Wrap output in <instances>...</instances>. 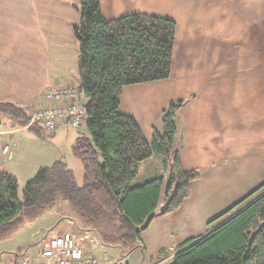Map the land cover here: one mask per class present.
I'll list each match as a JSON object with an SVG mask.
<instances>
[{
  "label": "crops",
  "instance_id": "1",
  "mask_svg": "<svg viewBox=\"0 0 264 264\" xmlns=\"http://www.w3.org/2000/svg\"><path fill=\"white\" fill-rule=\"evenodd\" d=\"M80 1L0 0V102L29 114L46 106L48 89L80 86L73 30L81 21ZM101 8L106 20L144 13L177 24L171 77L127 87L120 99V112L136 119L149 142L154 128L161 130L163 111L184 102L175 147L183 168L198 171L200 178L183 206L157 216L135 249L144 255L142 264H171L178 247L227 222L258 195L210 225L264 184V0H101ZM68 127L49 135L73 140ZM39 130L0 117L1 171L16 177L21 167L37 164L39 170L63 161L42 165V156L26 158L28 142L45 133ZM5 146L14 151L11 161L2 155ZM17 161L22 166H12ZM160 166L169 171L161 157L142 163L136 183L166 178Z\"/></svg>",
  "mask_w": 264,
  "mask_h": 264
},
{
  "label": "trees",
  "instance_id": "2",
  "mask_svg": "<svg viewBox=\"0 0 264 264\" xmlns=\"http://www.w3.org/2000/svg\"><path fill=\"white\" fill-rule=\"evenodd\" d=\"M76 8L81 14L80 23L73 26L79 44L78 91L88 105L84 123L88 135L76 140L73 151L84 167V185L76 182L65 162L58 161L40 168L20 199L18 179L0 170V240L24 220L65 204L61 217L79 220L81 231L93 233L104 247L118 248L126 257L139 247L141 235L157 216L183 206L200 178L198 171L183 168L175 148L183 101L172 102L163 111L161 130L154 128L150 142L136 119L120 112L125 88L171 77L177 24L144 13L106 20L101 0H81ZM0 117L21 127L30 119L10 102H0ZM30 129L36 132L37 127ZM153 157L163 158L170 176L136 183L139 166ZM165 190L167 204L157 214ZM255 195L227 222L178 247L171 264H264V184L210 225Z\"/></svg>",
  "mask_w": 264,
  "mask_h": 264
},
{
  "label": "rangeland",
  "instance_id": "3",
  "mask_svg": "<svg viewBox=\"0 0 264 264\" xmlns=\"http://www.w3.org/2000/svg\"><path fill=\"white\" fill-rule=\"evenodd\" d=\"M68 128V132L71 135L73 134L75 138L78 136L88 135L86 125H83L78 130L72 129L71 127ZM31 140L32 142H28V146L31 147V152L28 150V156H26V158H34L35 160H38L40 159V156H42L44 161L39 162L43 163L42 165H51L56 160L63 159V161L68 164L69 169L74 172L76 182L81 186L84 185V167L81 160L74 154L72 137H70L69 140L67 138L65 139V137L64 139H56L54 136L51 137L49 134L43 133L42 138ZM6 147L7 146L3 147L2 155L7 160L11 161L14 158V151L12 158L9 159L3 153ZM175 148L177 150V146ZM47 154L55 155L51 157ZM172 161L173 155L170 162L172 163ZM151 164L152 168L158 165V163L155 161ZM36 165L37 164H35L32 168L21 167L17 170V172H15L19 182L20 199L23 198V191L27 182L33 179L37 174L38 170L35 169ZM12 166L20 167L22 164L17 161L16 164L14 163ZM160 167L161 168L157 167V169L161 171L162 175L168 178L170 176V172H164L163 166ZM166 204L165 190L163 192L158 211L163 210ZM63 207H65V204H57L55 207L48 209L42 216L36 219L24 220L11 232L7 238L0 240V264H11V261L16 254L28 252L32 255H35L32 251L35 247H41L44 243H47L54 234L61 235L65 232H72L77 238H80V240L85 242V244L89 246L90 252L95 254L97 259L104 264H126V262H128V264H142L144 255L141 250L135 251L134 249L131 251V253L126 252L125 254L128 255L129 258L123 260L124 256L121 254L118 248H114L110 245H108V247H103L102 243L96 240L93 233L90 232L89 234H86L85 232L81 231L80 228L82 223H80L79 220L73 219L74 221H71L66 218L61 219V213L59 210ZM60 229L65 231H60ZM106 253H108V257L105 256ZM171 259L172 257L169 258V260Z\"/></svg>",
  "mask_w": 264,
  "mask_h": 264
},
{
  "label": "built area",
  "instance_id": "4",
  "mask_svg": "<svg viewBox=\"0 0 264 264\" xmlns=\"http://www.w3.org/2000/svg\"><path fill=\"white\" fill-rule=\"evenodd\" d=\"M46 106L31 111L27 125L40 127L46 133L53 134L63 124L80 129L87 118L88 105L79 95L77 87L66 86L50 88L45 94ZM4 155L11 159L13 150L6 147ZM15 264H103L96 256L87 251L85 242L72 232L52 237L38 255L24 253Z\"/></svg>",
  "mask_w": 264,
  "mask_h": 264
},
{
  "label": "water",
  "instance_id": "5",
  "mask_svg": "<svg viewBox=\"0 0 264 264\" xmlns=\"http://www.w3.org/2000/svg\"><path fill=\"white\" fill-rule=\"evenodd\" d=\"M128 262H126V264H127Z\"/></svg>",
  "mask_w": 264,
  "mask_h": 264
}]
</instances>
